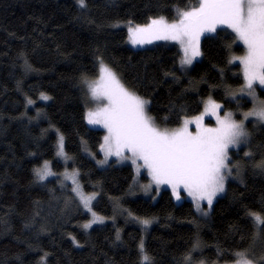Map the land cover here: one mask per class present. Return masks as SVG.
Instances as JSON below:
<instances>
[{
	"label": "trees",
	"instance_id": "16d2710c",
	"mask_svg": "<svg viewBox=\"0 0 264 264\" xmlns=\"http://www.w3.org/2000/svg\"><path fill=\"white\" fill-rule=\"evenodd\" d=\"M86 5L0 0V264H41L45 254L46 264H141V241L152 264L234 262L233 252L258 246L248 212L264 214V173L254 166L264 159V125L248 124L250 143L230 150L240 176L226 182L203 216L189 200L175 203L167 189L155 202L129 196L130 165L97 166L103 132L84 118L81 80L97 77L102 58L125 87L151 102L149 114L159 126L175 127L198 114L209 97L224 110L250 106L228 93L243 82L239 65L229 63L242 46L219 28L202 37L200 59L183 71L175 45L131 48L120 25H143L160 16L171 22L177 8L190 10L198 0H86ZM58 134L83 191L97 193L93 209L107 219L101 225L83 228L89 215L57 174L36 181L33 169L44 161L54 173L65 169L56 156ZM143 219L151 221L148 228ZM258 239L264 253V233Z\"/></svg>",
	"mask_w": 264,
	"mask_h": 264
},
{
	"label": "snow or ice",
	"instance_id": "6c2138e0",
	"mask_svg": "<svg viewBox=\"0 0 264 264\" xmlns=\"http://www.w3.org/2000/svg\"><path fill=\"white\" fill-rule=\"evenodd\" d=\"M79 6L87 7L86 0H77ZM177 19L169 22L164 16L151 18L148 23L132 25L128 22V37L133 45L150 44L154 40H171L177 42L183 52L181 67L191 65L201 55L200 38L205 32H216L219 26H226L235 34V40L242 42L246 51L243 56L233 57L243 66L244 84L239 89L252 98L253 108L244 112V120L237 121L232 112L220 115L222 105L211 97L203 102L200 115L185 118L179 127H160L154 116L150 115V101L129 90L121 82L117 73L108 67L101 58L99 60V76L92 80L82 77L81 84L85 97L95 107L85 112V120L89 125H101L106 130L100 150L103 160L97 163H108L109 157L115 156L117 161H130L136 173L143 168L157 186L166 185L172 195L179 200L181 191L192 197L197 212L203 216L201 204L207 203L209 209L220 193L225 192V184L233 171L240 175L242 168L233 162L230 150L239 149L242 144L250 143L251 133L245 127V120L254 117L255 122L264 125V100L256 96L255 85L264 87V0H198V6L190 10L176 9ZM118 26V25H117ZM233 61L230 60L229 63ZM232 99L236 93L228 90ZM41 98L49 99L41 93ZM33 104L31 99L27 100ZM206 116L215 117V127L207 126ZM167 121V117L164 118ZM194 125V129L190 126ZM57 156L67 160L64 152V137L58 134ZM249 160L254 159L251 152H245ZM264 173V159L254 165ZM37 182L45 181L56 175L48 161L41 167L33 169ZM65 179L72 181V192L79 199L83 210L91 214L92 219L83 225L91 228L95 223H103L104 217L93 210L92 201L97 193L85 194L78 183L79 172L63 173ZM135 183V177L133 178ZM151 185L144 186L145 191ZM249 217L257 230L253 243L264 233V214L249 211ZM145 228L151 221L139 220ZM116 239H120L119 231ZM77 247L80 245L72 238ZM141 264H152L140 242ZM195 250V249H194ZM218 254L223 255L218 249ZM235 264H264V254L254 255L249 249L235 251ZM46 256L41 264H46ZM190 261V257H185Z\"/></svg>",
	"mask_w": 264,
	"mask_h": 264
},
{
	"label": "rangeland",
	"instance_id": "374dc122",
	"mask_svg": "<svg viewBox=\"0 0 264 264\" xmlns=\"http://www.w3.org/2000/svg\"><path fill=\"white\" fill-rule=\"evenodd\" d=\"M197 6H198V5H197ZM174 21H175V20H174ZM171 22H173V21H171ZM132 25H133V24H132ZM120 26H122V27L125 28L126 33H127V44H128L131 48H143V47H146V46H148V45H152V44H155V43H158V42H165V43H168V44L175 45V46L177 47V49H178L179 52H180V59H181L182 56H183V52H182V49H181L180 45H179L177 42H175V41H171V40H154V41H153L152 43H150V44L133 45V44L130 42L129 37H128V31H127L128 24H124V25H120ZM133 26H134V25H133ZM219 28H224V29L230 31V32L233 34L234 39H235V34L232 32L231 29L227 28L226 26H219L217 29H219ZM208 34H215V32H205V33L201 36L200 41H201V39H202V37H203L204 35H208ZM235 42H236L237 44H239L240 46H242V48H243V52H242L241 55H237V54L231 53V54H230V55H231V56H230V60L233 61L231 64H238V65H239L240 73H241V76H242V79H243V82H242V85H241V87H242L243 84H244L243 66L239 63V60H233V57H240V56H243V55L245 54L246 49H245L244 45L242 44V42H240V41H238V40H235ZM200 57H201V55L198 56V57H196V58L193 60V63H192L191 65H187V66H184V67H181V65H180L181 69H182L183 71H188V70L193 66V64H194L196 61H198V60L200 59ZM98 76H99V71H98V75H97V77H96L95 79H97ZM95 79H93V80H95ZM241 87H240V88H241ZM240 88H239V89H240ZM239 89L235 92V93L237 94V95H236V98H243V99L249 101V102H250V106H249L248 108H243L239 103H237L232 109H226V110H224L223 107H222V109H221V111H220V115H221V116H223V114H224L225 112H229V111L232 112V113H233V118H234L235 120H237L238 122L241 121V120H244V117H243V113H244V112L250 111V110L253 108V101H252V98L249 97V96H247L246 93L241 94V93L239 92ZM255 89H256V96H257L260 100H264V96H261V95L259 94V91H264V87H261L260 85L257 84V85H255ZM207 99H208V98H206L204 101H206ZM86 100H87L86 111H87V109H88L89 107H95V104H93V103H89L87 98H86ZM204 101H203V102H204ZM216 102H217V101H216ZM217 103H219V102H217ZM219 104H220V103H219ZM220 105H222V104H220ZM203 108H204V104H203ZM203 108H202V110H201L198 114H196V115L184 117V118L182 119L181 123L183 122V120H184L185 118H192V117H195V116L200 115L201 112H203ZM86 122H87V121H86ZM181 123H180V124H181ZM204 123H205L207 126H209V127H215V124H216L215 117H213V116H206V117H205V121H204ZM244 123H245V127L247 128V130H248L249 132H250V130H249V128H248V124H251L252 128L257 127V126L260 125V124H257V123L255 122V118H254V117H249L248 120H245V121H244ZM87 124H88V123H87ZM180 124H179L178 126H175V127H168V128H176V127H179ZM88 125H89V124H88ZM89 126L92 127V128H97V129L102 130V132H103V135H102V141H101V144H102V143H103V137L106 135V130H105L101 125H89ZM160 127H162V126H160ZM190 128H191V129H194V125L190 126ZM101 144H100V145H101ZM57 145H58V138H57V141H56V154H57V151H58ZM242 145H244V144H242ZM242 145H241V146H242ZM241 146H240V147H241ZM235 150H236V149H235ZM99 154H100V157H99L98 159H95V163L97 164L98 167H106V166H108L110 163H114V164H116V165H130V166L132 167V170H133V178L135 177V183H134V181H133V179H132V186H131V188H130V192L128 193L129 196H131V197L142 196V197H144V198H148V199H150L152 202H155V201L157 200V197H158V195H159V193H160L161 190H163V189H167V190H169L170 193H171V189H170L168 186H166V185H161V186H159V189H157V186H156L155 184H152V183H151V178L148 176L147 171H146L145 169L142 168V169L140 170V173L137 174V173H136V170H135V168H134V166L131 165V162H130V161H122V162H121V161H117V158H116L115 156H112V157H109V159H108V163H107V164H104V165H100V164H98V163H97L98 160H103V159H104V154H103V152L100 150V146H99ZM56 156H57V155H56ZM57 158L62 162V164H64L63 166H64L65 169L61 170L59 173H58V172H55V173H56L57 176H59V178L61 179L60 183H62L64 186L66 185L67 187H69V189H70V191H71V193H72L74 199L77 201L78 205H79L80 208L83 210L82 206H81L80 203H79V199L76 197L75 193L72 192V187H73V185H72V181H71L70 179H65V177H64V175H63V173H65L66 171H67L68 173L73 172V171L75 170V168H73V169L68 168V164H69V162H70V159H69V158H68L67 160L63 159V158L60 157V156H57ZM236 161H237V160H233V162H236ZM41 166H42V165H41ZM41 166H40V167H41ZM51 170H52V169H51ZM53 176H55V175H53ZM239 176H240V175H239ZM239 176H237L236 172L233 171L232 176L228 177V179L226 180V182H227L228 180L238 178ZM50 177H52V176H49L48 178H50ZM77 180H78V177H77ZM78 183L80 184L79 180H78ZM147 185H151V186L147 188V191H145L144 186H147ZM225 185H226V184H225ZM84 193H85V194H91V193H93V192H89V193L84 192ZM223 193H224V192H223ZM223 193L218 194V195L216 196V198H218L219 196H221ZM171 195H172V193H171ZM172 198H173V200H174L175 203H180V202H182V201H184V200H189V201L192 202L193 207H194V209H195V204H194V202H193L192 197H190V196H189L186 192H184V191H181V198H180L179 200H177L173 195H172ZM216 198L214 199V201L216 200ZM214 201H213V203H214ZM94 202H95V200L92 201V204H93V205H94ZM201 206H202V208L204 209V211H206L207 213L210 212L211 209L208 208L206 201H205V202H202ZM211 208H212V207H211ZM93 210H94V209H93ZM83 211H84V210H83ZM195 211H196V209H195ZM84 212H86V211H84ZM119 212H121V211H119ZM196 212H197V211H196ZM86 213H87V212H86ZM197 213H198V214H201V213H199V212H197ZM87 214L89 215V221H90V220L92 219L91 214H90V213H87ZM105 221H107L106 218H104V222H105ZM104 222H103V223H104ZM103 223H95V224H93L92 226H94V225H101V224H103ZM150 225H151V223L149 224V226H150ZM149 226H148V227H149ZM148 227H147V228H148ZM142 238H144V233H143ZM256 242H257V245H258V246L255 245L256 247L254 246V247H252V248L249 249V250H250L254 255H256V256H259V255H261V254H264V253H263V250H262V247H261V244L259 243V239H257ZM228 264H235V261H234V262H231V263H228Z\"/></svg>",
	"mask_w": 264,
	"mask_h": 264
}]
</instances>
